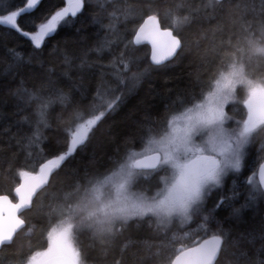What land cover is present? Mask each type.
I'll use <instances>...</instances> for the list:
<instances>
[{
    "label": "snow or ice",
    "instance_id": "6c2138e0",
    "mask_svg": "<svg viewBox=\"0 0 264 264\" xmlns=\"http://www.w3.org/2000/svg\"><path fill=\"white\" fill-rule=\"evenodd\" d=\"M42 3L21 0L16 6L14 0H0V27L27 41L28 63L42 65L39 56L49 43L84 18L116 32L121 17L127 21L138 13L142 23L132 29L124 49L150 45L151 50L142 68L145 57L126 56L125 51L110 61L116 81L110 98L98 86L95 102L84 104L83 96L77 101L71 88H58L47 76L31 90H17L35 104V119L23 117L31 128L22 145L25 159L21 162L13 153L0 160V170L18 178L14 197L0 194V251L11 257L8 264H95L90 251L80 246L85 232L107 256L118 239L143 225H154L167 237L161 247L170 253L158 249L149 257L156 264H222L230 237L225 221L264 202V154L250 163L252 146L264 141V0H180L163 8L160 0H142L138 7L118 0H60L36 17ZM94 6L100 11L90 12ZM114 43L105 37L89 51L102 55ZM19 47L9 49L16 68L25 63ZM193 54L189 84L174 96L167 90L163 111L153 115L146 109L122 138L109 137L111 151H94L87 161L68 167L146 76ZM71 63L66 56L65 64ZM62 75L71 80L68 72ZM57 105L64 110L56 117L61 138L51 145L45 132L52 128L50 114ZM260 151L264 153V144ZM57 185L62 194L52 193L45 213L47 247L33 250L29 244L25 250L19 233L27 230L30 236L36 229L28 213L37 206L43 210L47 190ZM224 209L229 216L222 218ZM192 224L194 230L184 231ZM173 225L179 230L169 237ZM247 264H264V243Z\"/></svg>",
    "mask_w": 264,
    "mask_h": 264
},
{
    "label": "trees",
    "instance_id": "16d2710c",
    "mask_svg": "<svg viewBox=\"0 0 264 264\" xmlns=\"http://www.w3.org/2000/svg\"><path fill=\"white\" fill-rule=\"evenodd\" d=\"M122 5L140 6L142 0H118ZM180 0H160V7H166L172 3H178ZM189 4H197L200 0H186ZM16 6H19L21 0H14ZM60 0H43L41 8L36 12L35 16L39 17L43 12L51 10L58 5ZM90 12H99L95 6L89 10ZM103 24H108V20L103 18ZM142 23L139 14L129 16L127 21L121 17L120 23L117 25L116 32H112L100 25L91 23L87 18L78 21L75 25L67 26L59 32V34L49 43L48 47L40 54L39 59L44 63L41 65L35 60L28 63L31 54L27 41L16 33H9L4 27H0V160L10 157L13 153H18V160L25 159L22 145L26 143L24 137L31 133V128L24 122L23 117L32 115L35 104H28L27 94L18 92V89L27 88L31 90L34 85L39 84L44 77H50L57 81L56 87L63 88L65 91L72 89V94L77 101L84 104L95 102V96L98 86L101 91L106 93L110 98L113 93L111 88L115 87L116 81L111 75L113 69L109 66L110 61L114 57H118L121 51H125L126 56H142L144 61L139 65L141 68L148 62L150 57L149 45L137 46L136 48L124 49L126 40H131L134 33L133 28L138 27ZM167 20L162 17V26H166ZM208 27V25H204ZM78 28L82 31L77 32ZM192 30H186V34L191 35ZM105 37L115 41L110 51H105L102 55L89 51L96 46L98 41H102ZM19 47L24 55L25 63L19 67H15V61L9 53V49ZM87 53V56L84 54ZM71 59V65L65 64V57ZM194 54L186 56L183 60L175 63V66L162 68L152 72L146 76L135 92L126 97L120 109L104 121L100 130L97 132L92 144L89 145L85 153L78 155L76 160L68 165L69 168L87 161L88 157L95 151L102 154L103 150L111 151V146L107 144L109 137L122 138V134L128 129L133 121L138 120L144 115L146 109L151 108L153 115L158 111H163L162 97L167 95V90L172 89V95L179 89L185 88L189 82V74L195 71ZM83 63V66L81 67ZM12 65L13 67H9ZM54 69L52 74L49 70ZM137 68L134 65L133 71ZM68 72L71 80L67 79L62 73ZM116 94H119L118 92ZM64 111L58 105L54 107L50 114L52 128L45 132L49 137L51 145H55L57 139H60L57 131L56 117ZM67 113L65 112V116ZM20 142L19 144L17 142ZM264 141H257L251 148L250 163L256 158L264 154L260 151ZM48 147V145H44ZM243 179V177L241 178ZM18 178L14 175L6 174L0 170V194H10L14 197L15 183ZM231 180H229V187ZM57 188H49V195L43 199L44 209L38 206L34 207L32 212L28 213L29 224L35 225V231L29 236L27 230L19 233L18 242L25 245L27 250L29 244L33 250H44L47 247L46 230L49 221L45 215L47 205L52 201V193L62 194ZM43 196V194H42ZM243 200L239 201L235 206L239 207ZM39 204V201H38ZM220 216L228 217L229 210H221ZM53 223L55 221H52ZM224 227L230 230L229 251L221 257L222 264H247L248 257H254L261 243L262 232H264V202L257 201L254 205L244 207L236 217H230L224 223ZM196 228V224H192L190 228L184 231H191ZM178 227L173 225L168 236L173 231H178ZM90 234L85 232L80 238L81 245L90 251L91 256L95 259V264H115L116 260H121V264H156L154 258H149L151 253L158 249L168 255L170 249L166 250L161 247L166 243L167 237L163 232H156L154 225L149 228L143 225L140 228L133 227L125 236L118 239L116 244L108 249L107 256L103 254L101 246L98 242H94L89 238ZM195 238V236H193ZM190 244L191 241H184ZM127 244V248L123 253L121 248ZM89 245L94 247L89 248ZM247 253V256L243 253ZM11 257L5 252L0 251V264H8Z\"/></svg>",
    "mask_w": 264,
    "mask_h": 264
},
{
    "label": "water",
    "instance_id": "95a60500",
    "mask_svg": "<svg viewBox=\"0 0 264 264\" xmlns=\"http://www.w3.org/2000/svg\"><path fill=\"white\" fill-rule=\"evenodd\" d=\"M149 47H150V45H149ZM150 50H151V48H150Z\"/></svg>",
    "mask_w": 264,
    "mask_h": 264
},
{
    "label": "rangeland",
    "instance_id": "374dc122",
    "mask_svg": "<svg viewBox=\"0 0 264 264\" xmlns=\"http://www.w3.org/2000/svg\"><path fill=\"white\" fill-rule=\"evenodd\" d=\"M250 174V173H249Z\"/></svg>",
    "mask_w": 264,
    "mask_h": 264
}]
</instances>
